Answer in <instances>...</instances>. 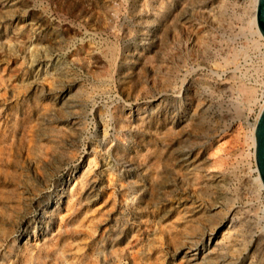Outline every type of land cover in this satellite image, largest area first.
Segmentation results:
<instances>
[{"label":"rangeland","instance_id":"obj_1","mask_svg":"<svg viewBox=\"0 0 264 264\" xmlns=\"http://www.w3.org/2000/svg\"><path fill=\"white\" fill-rule=\"evenodd\" d=\"M252 4L0 0V264H264Z\"/></svg>","mask_w":264,"mask_h":264},{"label":"water","instance_id":"obj_2","mask_svg":"<svg viewBox=\"0 0 264 264\" xmlns=\"http://www.w3.org/2000/svg\"><path fill=\"white\" fill-rule=\"evenodd\" d=\"M256 28L264 41V0H256L255 7ZM253 143V165L259 178L264 193V102L260 106L254 120L252 130Z\"/></svg>","mask_w":264,"mask_h":264},{"label":"bare ground","instance_id":"obj_3","mask_svg":"<svg viewBox=\"0 0 264 264\" xmlns=\"http://www.w3.org/2000/svg\"><path fill=\"white\" fill-rule=\"evenodd\" d=\"M255 7H256V0H253V4H252V12H251V17H250L249 23L255 27L256 32H257V36L259 35L260 38L262 39L261 35L259 34V32H258V30H257V28H256V24H255ZM253 126H254V123L251 125V131H250V140H251V147H252V148H253V143H252V140H253V137H252ZM252 154H253V152H252ZM251 156L253 157V155H251ZM252 165H253V164H252ZM253 171L255 172V168H254V167H253ZM208 177H209V176H208ZM253 182H254L255 186L257 187V190H258V191H262V185H261V182H260L259 178L257 177V175H256V177L253 179ZM216 208L219 209L218 206H216ZM225 211H226V210H225ZM260 212L264 214V207L261 208V211H260ZM234 214H235L234 209H233L232 207L229 208L228 211H227V213H226V215H225V217H224V220H227L229 217L231 218V216H232V215L234 216ZM233 216H232V217H233ZM223 222H224V221H223ZM262 228H263V233H264V226H263ZM207 231H208V230H207ZM205 232H206V231H205ZM208 234H209V233H208ZM214 235H215V233H210V234H209V240H214V238H215ZM189 250H192V251L198 252V248H197V247H195V248H190ZM194 254H196V253H194ZM201 263H202V262H201ZM203 263H204V262H203Z\"/></svg>","mask_w":264,"mask_h":264},{"label":"built area","instance_id":"obj_4","mask_svg":"<svg viewBox=\"0 0 264 264\" xmlns=\"http://www.w3.org/2000/svg\"><path fill=\"white\" fill-rule=\"evenodd\" d=\"M260 54H261V56L264 59V43L263 42L261 43ZM254 83L259 88L260 96H261L260 101H261V105H262V103L264 102V71H263V74H262L261 78L259 80L255 81ZM261 105H259V108H260ZM255 117L253 119L252 124L254 123ZM253 173L256 175V172H253Z\"/></svg>","mask_w":264,"mask_h":264}]
</instances>
